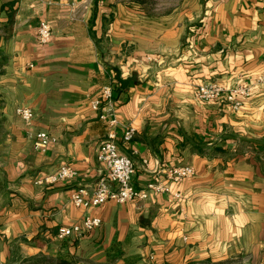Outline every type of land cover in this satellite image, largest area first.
<instances>
[{"label": "crops", "instance_id": "crops-1", "mask_svg": "<svg viewBox=\"0 0 264 264\" xmlns=\"http://www.w3.org/2000/svg\"><path fill=\"white\" fill-rule=\"evenodd\" d=\"M40 21L51 37L36 39ZM0 264H264V0H0ZM133 77L120 87L116 73ZM113 78L118 148L144 199L79 208L107 134L90 102ZM248 86L238 109L200 85ZM30 108L27 124L16 113ZM132 127L134 136L121 135ZM55 139L37 148L36 134ZM73 180L47 184L61 164ZM190 178L170 180V168ZM149 183L164 190H148ZM99 226L58 239L59 226Z\"/></svg>", "mask_w": 264, "mask_h": 264}, {"label": "built area", "instance_id": "built-area-1", "mask_svg": "<svg viewBox=\"0 0 264 264\" xmlns=\"http://www.w3.org/2000/svg\"><path fill=\"white\" fill-rule=\"evenodd\" d=\"M51 37V29L48 23L40 21L36 29V39L41 45L47 44ZM256 84H264V73L255 79ZM117 81L109 78L101 87L99 95L90 102L91 108L98 112V118L107 123V134L97 147V160L99 161L100 175L90 190L84 187L74 188L70 194V201L79 208H98L106 202L125 203L134 199H144L147 195L146 189H138L133 183L134 166L129 155L122 153L118 148L117 141V120L115 117V90ZM248 86H236L225 89L220 85L210 83L200 85L197 88V96L203 101L217 100L220 103L229 105L232 109H238L243 99L249 94ZM16 113L29 124L33 112L27 107H18ZM134 136V129L127 127L124 129L121 139L129 142ZM37 148H44L55 139L39 132L36 134ZM194 170L190 166H180L170 168L167 176L170 180L179 181L193 176ZM76 176L75 170L68 164H61L53 173L44 178L47 184H55L63 181L73 180ZM148 190L161 191L163 186L149 183ZM101 219L98 216H87L80 223L59 226L56 232L58 239L68 236L82 235L99 226Z\"/></svg>", "mask_w": 264, "mask_h": 264}, {"label": "trees", "instance_id": "trees-1", "mask_svg": "<svg viewBox=\"0 0 264 264\" xmlns=\"http://www.w3.org/2000/svg\"><path fill=\"white\" fill-rule=\"evenodd\" d=\"M4 56L0 53V71H1V64L4 60ZM29 261L28 264H71L70 261L61 258V257H50L46 255H39L33 258L26 259Z\"/></svg>", "mask_w": 264, "mask_h": 264}, {"label": "water", "instance_id": "water-1", "mask_svg": "<svg viewBox=\"0 0 264 264\" xmlns=\"http://www.w3.org/2000/svg\"><path fill=\"white\" fill-rule=\"evenodd\" d=\"M113 70L115 71L116 73V77H117V80L118 82L120 83V87L121 88H125L128 83L133 80V77H129V78H122L121 77V72L120 70L118 69V67H114Z\"/></svg>", "mask_w": 264, "mask_h": 264}, {"label": "rangeland", "instance_id": "rangeland-1", "mask_svg": "<svg viewBox=\"0 0 264 264\" xmlns=\"http://www.w3.org/2000/svg\"><path fill=\"white\" fill-rule=\"evenodd\" d=\"M227 264H253L251 261H245V260H237V261H232V262H227Z\"/></svg>", "mask_w": 264, "mask_h": 264}]
</instances>
